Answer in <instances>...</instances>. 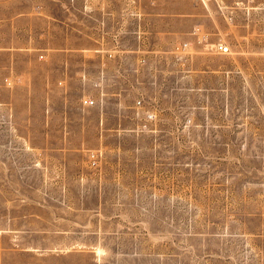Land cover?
<instances>
[{"label":"rangeland","instance_id":"rangeland-1","mask_svg":"<svg viewBox=\"0 0 264 264\" xmlns=\"http://www.w3.org/2000/svg\"><path fill=\"white\" fill-rule=\"evenodd\" d=\"M39 1L0 0V18ZM251 29L229 53L188 50L186 60L148 63L149 78H124L117 99L99 94L100 107L121 104L119 121L109 112L104 141L68 159L37 158L35 94L12 78L36 63H7L0 50V168H25L28 182L82 184L71 197L100 200L105 264H264V18ZM87 74L74 103L85 105ZM102 75L105 67L93 83L100 93Z\"/></svg>","mask_w":264,"mask_h":264},{"label":"crops","instance_id":"crops-1","mask_svg":"<svg viewBox=\"0 0 264 264\" xmlns=\"http://www.w3.org/2000/svg\"><path fill=\"white\" fill-rule=\"evenodd\" d=\"M256 14L264 18V0H41L33 9L5 14V62L36 63L33 72L12 78L15 85L27 82L29 95L35 94L37 158L53 152L68 159L83 144L103 142L100 128L109 112L117 125L121 104L72 101L83 69L87 95L98 99L93 83L105 67V100L117 99L124 78L150 77L143 70L148 63L186 60L188 50L212 51L219 43L230 48L233 39L248 37ZM0 171V264H105L100 249L108 233L96 223L108 217L94 213L100 200L71 197L82 184L28 182L25 168Z\"/></svg>","mask_w":264,"mask_h":264},{"label":"built area","instance_id":"built-area-1","mask_svg":"<svg viewBox=\"0 0 264 264\" xmlns=\"http://www.w3.org/2000/svg\"><path fill=\"white\" fill-rule=\"evenodd\" d=\"M187 46H188V44L187 43H183L182 44V47H183V49L184 48H187ZM214 50H215V52H217V53H229V46L227 45V44H225V43H219V44H217V46L214 48ZM142 62H144L145 61V59H142L141 60ZM105 81V78L103 77V75L101 76V78H100V80H98V84H100V86H102V84H103V82ZM102 83V84H101ZM103 99H104V91H101V93H100V100L101 101H103ZM97 101H98V99L96 100V99H94V98H92V97H90V96H88V97H85L84 99H83V102H84V104L85 105H95V104H97ZM141 102H142V100L140 99V98H137L136 99V101H135V103L137 104V105H140L141 104Z\"/></svg>","mask_w":264,"mask_h":264},{"label":"bare ground","instance_id":"bare-ground-1","mask_svg":"<svg viewBox=\"0 0 264 264\" xmlns=\"http://www.w3.org/2000/svg\"><path fill=\"white\" fill-rule=\"evenodd\" d=\"M229 51H230V48H229Z\"/></svg>","mask_w":264,"mask_h":264}]
</instances>
